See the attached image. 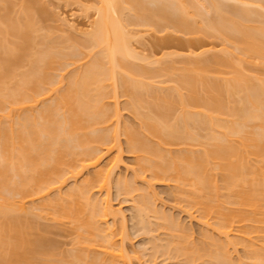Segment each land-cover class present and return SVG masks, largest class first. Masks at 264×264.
Here are the masks:
<instances>
[{"label": "bare ground", "instance_id": "6f19581e", "mask_svg": "<svg viewBox=\"0 0 264 264\" xmlns=\"http://www.w3.org/2000/svg\"><path fill=\"white\" fill-rule=\"evenodd\" d=\"M9 1L0 0V3L5 7ZM153 1L157 3L155 8H150L144 0H99L93 26L88 32L83 33L85 37L78 42L80 47L71 46L77 43L71 42L68 45L65 42L68 50L60 45L62 50L64 47L65 52L60 47L49 46L46 49L42 47L44 50L40 52L36 50L38 53L31 47V44L36 42H32L36 34L32 39L34 33H31H37L39 30L37 29L36 32L37 27H34L37 22L33 23L35 18L33 12L29 10V13L25 10L28 18H31L27 19V16L20 15L22 19L26 17L23 20L27 19L23 22L21 18L18 19L19 17L16 18L12 14L11 16L16 19L11 18L10 10L8 9L7 13L0 4V8L5 11V13L0 12L3 13L0 15V264H31L30 259L33 256L46 259V264L47 262L48 264H131V258L127 255L130 258L127 260L126 257L127 250H124L120 243L118 246L115 243L117 241L112 240L116 237L111 236L113 231L110 230L112 233L106 234L109 232L106 229L107 232L104 234L99 233L101 228H98L97 223L103 222V219L107 221L105 218L108 215L117 216L118 212L112 211L111 204L106 202L107 199L103 202L105 205L97 206L98 204L93 202V199L90 200L91 196H89L91 188H95V185L100 190L109 189L107 186L111 184L110 176L114 172L112 170L121 162L120 153V156L117 153L109 160L111 165L109 164L108 168L107 166L104 167L105 169L102 166L96 168L97 170H94L90 176L94 174V178H90L92 181L89 179L88 182L84 179V182L87 180V184L74 187L65 194L60 191L61 195L55 192L57 196L52 194L54 199L51 198L53 205L47 203L49 201L47 196L52 191L60 189L58 186L64 184L67 178L71 179L77 174L79 176L80 171L86 167L99 166L104 151L110 153L115 149L122 153L119 144L120 134L124 135L126 150L134 156L138 167L130 182L140 180L145 171H148L151 180L156 182H173L172 190L177 197L174 200H177L178 204L183 203L185 205L183 210L187 212L189 208L200 210V222L203 226L206 225L204 228L208 229L211 226L210 228L217 234L215 235V232L210 234L208 232L210 230L204 229L202 236L200 235V242L194 245V242H189L190 235L186 237L188 236L186 232L183 234L181 231H172L174 228L179 229L177 227L181 223L176 222L178 219L174 224L171 222L173 225L160 222L164 230H169L171 239L168 237L164 239L165 246L162 243V246L159 245L160 238L157 239L159 244L156 241L155 243L156 248L158 244L161 246H158V249H163L164 252L167 250L168 253L165 252L168 254L167 258L171 254L178 264H229L230 249L236 250L235 247L240 245L246 258L243 259L245 261L248 259L247 264H264V78H261L264 76L259 74L261 77L259 75L256 77L257 74H251L254 75L251 77L247 71H243L244 67L241 65L244 61L252 63L253 60H259L258 62L264 66V20L254 23L256 20L250 17V13L252 16L256 15L252 13L253 10L249 5L246 8L241 5L239 7L236 3L226 4L222 0H204V3L206 2V5L214 10L211 12V19L207 20L208 29L207 27L203 29L200 25V28L194 26L198 23L190 24L186 18L188 13L194 11L191 9L196 5L193 0L191 3L194 5L189 4L190 0H186L187 6H184V1L182 4L180 0ZM240 1L245 3L248 1L247 4L251 5L250 2L255 0H236L237 3ZM258 1L255 3L257 4ZM189 6L190 12H186V7ZM130 13L136 16L134 20L131 19ZM199 13L201 16L202 12ZM261 18L259 17L260 20ZM137 19H141L142 22H138ZM135 21L138 24L143 22L149 24L152 28L154 25L162 27L159 21H163L167 27L170 25L175 30L185 29L197 34L200 31L204 35L220 36L228 40L229 44L233 43L232 45L240 51L238 53L240 55L237 57L238 60H234L230 55L228 57L227 54H224L227 56L224 58L221 52L223 50L224 53L227 48L222 46L224 49L220 48L221 51L219 49L222 57L218 54L215 55L216 57L212 54L210 59L207 56L196 60L186 57L184 59L186 63L180 68H172L170 63L163 66V62H166L164 60L160 61L162 65L155 66V69L151 66L143 67L145 62L142 67L137 66L126 61L129 56L137 55L130 42L132 33L125 31L126 24L132 25ZM163 22L161 24L164 26ZM80 31L82 33V30ZM9 34L19 41L14 39L17 41L14 42L12 35ZM9 37L12 40H8ZM195 42L198 43V40ZM84 48L88 50L85 51L86 54L83 53ZM228 50L226 52L229 54L231 51ZM191 51L193 53L195 50ZM207 51H204V54ZM199 52L197 57L200 55ZM82 53L86 55L83 56L84 59L88 57V61L85 60L86 63L80 65L76 60L80 61L77 58L82 56ZM171 55H168L169 58ZM234 55L236 57V54ZM147 56H143L146 62H151L148 59L152 57ZM133 58L139 59L138 56ZM187 58L189 61H186ZM24 59L25 63L27 60L28 67L25 66L27 69L22 70ZM73 63V68L68 67ZM166 66L172 70V75L175 74V77H172L174 83L170 82L173 85L170 83V85H161L163 81L159 76H164L163 73L169 74ZM67 67L71 71L69 75L65 72L67 77L64 76V71H60L64 75L57 71L64 69L66 71ZM118 95L125 97L126 106H124L138 119L137 128L134 126L127 128L126 126H130L125 124V128L121 129L120 123L119 126L117 125L120 119L119 106L118 109L115 107ZM109 98L115 100L113 109L106 103ZM36 104L40 107L35 111ZM124 180H115L117 181L115 185L118 187V192H122V196L128 197L136 188L132 187L130 182L125 183ZM154 181H146L150 185H145L149 186L148 191L151 190L150 182L153 184ZM143 191L138 192V198L135 196L137 203L133 205L136 206L134 214L138 216L137 220L143 216L147 219L150 210L155 208L152 207L151 201L155 199L156 194L153 196L152 191ZM13 194H17L19 198L17 196L16 199ZM45 197L48 201L44 199ZM149 197L153 199L150 200ZM35 199L45 200H40L42 203L37 204L38 208H42L41 211L46 208L56 223L65 219L75 226L76 232L73 233L78 237V240L74 241L77 246H74L76 250L71 248L72 252L69 249L67 259L64 252L58 256V252H55L56 254L53 252L56 250L51 251L52 247L49 246L46 248V244L38 238L34 239L33 246L30 245L28 235L25 234L27 231L21 225L17 214L19 212L20 215V211H23L24 202H34ZM181 205H179L180 209H182ZM156 211L159 212L157 209ZM152 212L150 215L154 216V211ZM165 213L163 210L160 214V216L164 215L162 221H172L173 214H170L172 218H167L168 215L165 216ZM154 217L153 220H156V216ZM144 218L138 222V226L142 223L141 230L149 224L147 221L144 227L143 222H146L143 221ZM158 219L156 225L159 223ZM69 221L68 223L71 224ZM152 221L150 219L151 223ZM120 226L123 227V224ZM148 226L150 227V224ZM119 230L123 229L119 228ZM124 232L119 234L123 236ZM96 235H99V238ZM232 235L235 237L233 238ZM254 237L258 239L255 238L256 242ZM230 245L231 248H228ZM158 251L155 250L156 253ZM152 252L153 256L156 255L154 250ZM64 254L65 260L60 257ZM174 258L171 257L170 260ZM174 261L172 260L173 264L176 263ZM241 261L244 262L241 259L239 263H235L242 264Z\"/></svg>", "mask_w": 264, "mask_h": 264}, {"label": "rangeland", "instance_id": "374dc122", "mask_svg": "<svg viewBox=\"0 0 264 264\" xmlns=\"http://www.w3.org/2000/svg\"><path fill=\"white\" fill-rule=\"evenodd\" d=\"M11 1V0H10ZM10 1L9 2H7L6 4H5V7H3L4 5H2L3 3H0L1 4V7L2 8H4V10L8 13L9 11H7L8 9L10 10V17L11 18H13V19H16V18H18V19H20L21 21L24 19V18H26V17H23V19H22V17L21 16H27L26 15V11L25 10H28L27 12H29L30 13V11L31 12H33L32 13V15L34 14V17L35 18H33V23L34 22H37V24L36 25H34V27L36 26L37 28H36V32H37V29H39L38 30V32L40 33H35V32H32L31 34H33L32 35V39H33V37H34V35L36 34V36H35V38L32 40V42L33 41H36V42H33V44H31V47H33V49H35V51L34 52H37L38 50V52H40V51H43L44 49H46L47 47H49V46H53L54 48H55V46L56 47H62V46H64V47H68V46H66V44H64L65 42L66 43H68V45L72 42V43H77V44H75V45H73V44H71V46H76L77 45V47H80V46H78V45H80V44H78V42H80V40L81 39H83L84 37H83V33L85 34L86 32L85 31H87L88 32V30H90L91 28H92V26H93V22H94V20H95V18H96V10H97V6H99V0H12V2L10 3ZM155 1H157V0H155ZM172 1V0H171ZM176 1V0H175ZM178 1V0H177ZM176 1V2H177ZM182 1V4H183V1H184V6H187V5H185V1L186 0H180V2ZM257 0H255V1H249L250 3H251V5L250 4H247L248 3V1L245 3V2H236V0L235 1H233V0H222V2H224V3H229V4H235L236 3V5H241V6H247V5H249V7H251V9L253 10L252 11V13L254 12V15H256V16H252L251 15V13H250V17L253 19V20H256V21H254V23H257V21L259 22H261L262 20H264V11H261V10H264V8H262V6H264V5H262V3H264V2H262V1H264V0H259L258 2H257V4L255 3ZM144 2H145V4L147 3V5H149V7L150 8H152V7H154L155 8V6H157L156 4V2H154L153 0H144ZM150 2H151V4H150ZM173 2V1H172ZM175 2V3H176ZM193 2L196 4L195 5V7H197V9L195 8V7H193V8H191L192 10H196V12H198V10H199V12H202L201 13V16H199L200 15V13L198 12L197 13V15H196V12H194V11H192L191 13H188V15H187V17L186 18H188V22L191 24V22H192V24L194 25V23H198V24H195L194 26H198V28H200V26H201V28H205V27H207L209 24V18L211 19V16L210 15H212V10H214V9H212V7L210 8L209 7V5L207 6L206 5V2L204 3V0H198V2H197V0H193ZM234 2V3H233ZM194 3L192 4L191 3V0L189 1V4H192V5H194ZM197 3H198V5H197ZM203 3V4H202ZM253 3V4H252ZM155 4V5H154ZM177 4V3H176ZM178 4H180L179 2H178ZM261 4V5H260ZM8 5V6H7ZM26 5V6H25ZM146 5V6H147ZM203 5H204V7H203ZM258 5H260V6H258ZM252 6H254V7H259V8H254L255 9V11H254V9H253V7ZM208 7L210 8V9H208ZM240 7V6H239ZM249 7H248V9H249ZM2 8H0V9H2ZM187 9H186V12H188L189 10H190V6L189 7H186ZM244 8V7H243ZM247 8V7H246ZM203 9V10H202ZM211 10V11H208V10ZM3 9L2 10H0V12H3V13H5V11H4ZM22 10V11H21ZM30 10V11H29ZM14 11V12H13ZM24 11V12H23ZM204 11V12H203ZM17 12H19V13H17ZM190 12V11H189ZM214 12V11H213ZM250 12H251V10H250ZM258 12V13H257ZM3 13H0V15L1 14H3ZM205 13H206V15H205ZM215 13V12H214ZM261 13H262V15H261ZM11 14L14 16V17H16V18H14L13 16H11ZM113 15H114V13H112ZM21 15V16H20ZM130 16H131V19L132 20H134L135 18L134 17H136L135 15L133 16V15H131V13L129 14ZM186 15V14H185ZM209 15V16H208ZM29 16H31V15H29ZM193 16H195V17H192ZM257 16H259L260 18H261V20L259 19V17H257ZM61 17V18H60ZM199 17V18H198ZM212 17H214V16H212ZM29 18H31V17H29ZM28 18V16H27V19H29ZM26 19V20H27ZM198 19H200V21L198 20ZM203 19H205V20H203ZM19 20V22H21ZM26 20H23V22H25ZM66 20V21H65ZM72 20V21H71ZM138 20V22H142V21H140L141 19H137ZM191 20V21H190ZM208 20V21H207ZM198 21V22H197ZM201 21H203L204 22V24H202L203 22H201ZM134 22V21H133ZM160 23V25H162V27H160L159 25H152L153 26V28L151 27V25L149 26V24H144V22H143V24L142 23H136V21H135V23H133L132 25L130 24V25H128V24H126V28H125V31L126 30H128V32H130L129 34H131L132 33V35H131V37L130 38H132V40L130 41L131 42V45H132V47L134 48V50H135V52H137L136 54L137 55H135V56H138V58L140 59V58H142L144 55H145V57H148L147 55H149V57L151 56L152 58V60L150 59H148V61H151V62H146V58L145 57H143L142 59H138L137 60V58H133V57H135V56H129V57H131V58H127V60L126 61H129L130 63L132 62V63H134V64H136L137 66L138 65H140L141 67H142V64L144 65L143 67H145V68H150L149 66H151V68H153V69H155V66H161L162 65V62H161V64H160V61H166V62H163V66H165V65H167V64H169V65H172L171 67L172 68H180V67H182L181 65H183L184 66V63H186L185 62V58L186 57H190V58H193V60H196V59H200V58H202V57H204V58H206L205 56H207V58L208 59H210V58H212V54L215 56L216 54H218V55H220L221 57H222V55L224 56V54H227L228 55V57H232V58H234V60L235 59H237L238 60V58L237 57H239V55L240 54H238L240 51L238 50V49H236L234 46L235 45H232V44H229V41L228 40H226V39H222V38H220V36H212V35H209L208 36V34H201V32L199 31L198 32V34H200V35H198L197 34V32H193V31H189L188 32V30H178V29H176L175 30V28L174 27H172V26H170V25H168V27H167V25H166V23L165 22H163V21H159ZM165 23V25L163 26V24H161V23ZM207 22V23H206ZM200 23V24H199ZM71 24H72V26H71ZM74 24V25H73ZM205 24H207V25H205ZM66 25V26H65ZM128 25V26H127ZM200 25V26H199ZM203 25V26H202ZM75 26V27H74ZM170 26V27H169ZM159 27V28H158ZM42 28V29H41ZM82 28V29H81ZM90 28V29H89ZM154 28H156V29H154ZM159 30H158V29ZM174 28V29H173ZM207 29H208V27H207ZM79 32H78V31ZM80 30H82V33H80L81 31ZM175 30V31H174ZM134 32V33H133ZM187 32V33H186ZM195 33V34H193V33ZM136 33V34H135ZM190 33V34H189ZM78 34V35H77ZM9 35H12V34H9ZM8 35V36H9ZM42 35H43V37H42ZM48 35V36H47ZM50 35V36H49ZM66 36V39L69 41H67L66 39H65V36ZM201 35H203V36H201ZM51 36L53 37V38H51ZM62 36V37H61ZM81 36V37H80ZM211 36V37H210ZM11 37V36H10ZM9 37V39L8 40H12L13 39V41L14 42H17V41H15V40H18V39H16V38H13V35H12V39ZM48 37V38H47ZM50 37V38H49ZM64 37V38H63ZM68 37V38H67ZM136 37V38H135ZM199 37H201V38H199ZM210 37V38H209ZM47 40H46V39ZM74 38V39H73ZM15 39V40H14ZM48 39H50V41L48 40ZM201 39V40H200ZM217 39V40H216ZM52 40V41H51ZM77 40V41H76ZM195 40L197 41L198 40V43L197 42H195ZM200 40V41H199ZM226 40V41H225ZM13 41H9V42H13ZM19 41V40H18ZM47 41V42H46ZM132 41H133V43H132ZM188 41V42H187ZM190 41V42H189ZM43 42V43H42ZM184 42H186V43H184ZM38 43V44H37ZM51 43V44H50ZM189 43V44H188ZM223 43V44H222ZM231 43V42H230ZM36 44V45H35ZM39 47H38V46ZM60 45H62V46H60ZM190 45V46H189ZM233 47H232V46ZM193 46V47H192ZM222 46H224V48L226 49L227 48V50L229 49L231 52H229V50H228V52H229V54L226 52V51H224V53H223V50H222V55H221V53L219 52V49L221 48V49H224ZM35 47V48H34ZM39 49H38V48ZM44 49H43V48ZM64 47H63V50H62V48H61V50L63 51V52H65L64 50ZM82 47V46H81ZM230 47V48H229ZM41 48V49H40ZM187 48V49H186ZM232 48V49H231ZM33 49H32V51H33ZM59 49V48H58ZM200 49H202V50H200ZM204 49V50H203ZM208 51H207V50ZM221 49H220V51H221ZM37 50V51H36ZM60 50V49H59ZM67 50H68V48H67ZM66 50V51H67ZM80 50V49H79ZM191 50H195V51H193V53L194 52H196V54L194 53H192V51ZM237 50V51H236ZM30 51H31V48H30ZM85 51H88L87 50V48H84V51H83V53H85ZM198 51H200L199 52V54L201 55V53H203L204 54V51L206 52L207 51V53H205L204 55L202 54V56H198L197 57V54H198ZM203 51V52H202ZM34 52H32V53H34ZM37 52V53H38ZM226 52V53H225ZM29 53V52H28ZM31 53V54H32ZM36 53V54H37ZM82 53V54H83ZM141 53V54H140ZM145 53V54H144ZM35 54V53H34ZM81 54V53H80ZM86 54V53H85ZM154 54V55H153ZM171 55L170 56V58H169V56L168 55ZM173 54H175V55H173ZM186 54H188V55H186ZM232 54V55H231ZM234 54H236V57H235V55ZM163 55V56H162ZM184 55V56H183ZM189 55H191V56H189ZM218 55H216V56H218ZM230 55V56H229ZM28 56H30V54H28ZM78 56V55H77ZM83 56H86V55H82V56H78V58L77 59H79L80 61H78V60H76V62L78 63V64H80V65H82V63H86L88 60H87V58L88 57H85L86 59H84V57ZM167 56V57H166ZM213 56V57H214ZM215 56V57H216ZM219 56V57H220ZM160 57V58H159ZM227 58V56L225 55L224 56V58ZM25 58H27V56L25 57ZM81 58H83L82 59V61L83 62H81ZM153 58H155V59H153ZM163 58V59H162ZM188 58L186 59V61H189L188 60ZM189 58V59H190ZM158 59H162V60H158ZM167 59V60H166ZM172 60V61H169V60ZM176 59V60H175ZM86 60V62H84ZM193 60H191V61H193ZM203 60V59H202ZM205 60V59H204ZM220 60V59H219ZM222 60V59H221ZM252 60V59H251ZM154 61V62H153ZM259 61V60H258ZM257 60L256 61H252V63H249V61H247V62H242L241 63V65L244 67V69H243V67H242V69H243V71L245 72V71H247L248 73H249V75L251 76V74H257L256 75V77H258V75L259 74H261L262 76H264V66H262L261 65V63H259ZM23 62H24V66L22 65V67H23V69L22 70H25V69H27L26 67H28V65L26 66V64H27V60H26V63H25V59L23 60ZM79 62H81V63H79ZM159 62V63H158ZM173 62H174V64H173ZM254 62V63H253ZM258 62V63H257ZM157 63V64H156ZM167 63V64H166ZM172 63V64H171ZM244 63H248V64H244ZM73 65H74V63L70 66H68V67H72L73 68ZM76 65V64H75ZM79 65V66H80ZM84 65V64H83ZM256 65V66H255ZM260 65V66H259ZM26 66V67H25ZM78 66V65H77ZM179 66V67H178ZM252 66H254V67H252ZM66 68V71H65V69L64 70H57V71H59V73H61L60 71H64V73L66 72V73H68L67 75H69L70 73L69 72H71V71H69L68 69L69 68ZM157 67V68H158ZM170 67V68H171ZM72 68L70 69V70H72ZM166 68H167V70L169 71H166V72H168L169 74H166V73H163V74H165L164 76H159V78L163 81V83L162 82H159L161 85H173L172 83H170V82H173L174 83V80H173V78L175 77V74H171L172 72V70L170 69H168L169 68V66H166ZM246 68V69H245ZM258 69V70H257ZM247 72H246V74H247ZM57 73V72H56ZM59 73H57V74H59ZM64 73H61V74H63L64 75ZM66 73H65V75L64 76H66L67 77V75H66ZM174 76V77H173ZM260 76V75H259ZM170 77L172 78V79H170ZM251 77H254V75L253 76H251ZM261 77V76H260ZM65 78V77H64ZM261 78H264V77H261ZM160 79H158V81H161ZM170 80V81H169ZM172 80V81H171ZM155 81H156V79H155ZM165 83V84H164ZM170 83V84H169ZM125 97H123L122 95H118V100H116V103H117V106H115V103H114V101L112 100V98L110 99L109 98V100L112 102V103H114L113 105H111L112 103L109 101V100H106V103H108L107 105H109V108H111V109H113L112 107L113 106H115V107H117V109H118V106H119V109H118V111H120V115H119V117H120V119L117 121V125L119 126V123H120V128L122 129V128H125V126L126 125H129L130 127H128V126H126L127 128H131V126L133 127L134 126V128H137L138 126H139V121H138V119L137 118H135V116L132 114V113H130V111L125 107L126 105V102H124L125 100ZM37 104H40V103H37ZM37 104L35 105L36 106V108H35V111L37 110V108H39L40 107V105H38L37 106ZM125 105V106H124ZM125 107V109H124V107ZM33 107H32V109H34ZM34 111V110H33ZM118 117V118H119ZM135 118V119H134ZM137 119V120H136ZM126 124V125H125ZM137 125V126H136ZM123 126V127H122ZM125 137H124V135L122 136L121 134H120V137H119V141H121V142H119V144L122 146H120V148H122V153L121 152H117V150H115V149H112L111 150V152L109 153L108 151H104V155H103V157L101 158V160H99L100 162L98 163V165L99 166H90V167H86L85 169H83V170H81L80 171V174H79V176H78V174H77V176H75V177H71V179H69V178H67L66 179V181L64 182V184L62 185L61 184V186H58L60 189H58L57 191H52L47 197H48V199H49V201L51 202L52 201V199H54V196L58 193V194H60V193H62V194H65L67 191H70L72 188H74V187H78L79 185L81 186L82 184L83 185H85V184H87L88 182H89V179L90 178H92L93 177V175H92V177H90L91 176V174L92 173H94L93 171L95 170H97L96 168H98L99 169V167L101 168V166H102V168H104V167H106V168H108L109 167V160L112 158V157H115L116 155L115 154H121V156H120V154H119V156H120V159H121V162L119 163V164H116L117 166H114L115 167V169H113L112 171H114L113 172V174H111V176L110 177H112L111 179H110V185L108 184V190H105V188H102L101 190L100 189H97L98 188V186H96L95 185V188L93 187V188H91V191H90V194H89V196H91L90 197V200L91 199H93L92 201L93 202H95V203H97L98 205L97 206H100V204H103V205H105L103 202L106 200V202L107 203H109V205L111 204V208H112V211L114 210V212H118L117 213V216H112L111 215V217L108 215L105 219H107V221L106 220H102L103 222H98L97 223V225H98V228L100 229H103L105 226V228L103 229V230H99L100 232L99 233H101V234H104L105 232H107V230H109V232L108 233H106V234H111L112 232L111 231H113V234H111V236L114 238V236L113 235H115L117 238H118V236L120 235L119 233L120 232H122V231H125L124 233H122V234H124L123 236L122 235H120L119 237L120 238H114V239H112V240H115V241H117V242H115V243H117V245L120 243V245L122 246V247H124V250H127V251H125L127 254H126V257H127V255H128V257H130L131 258V262L130 261H128V262H130L131 264H171L172 263V260L174 261V257L173 256H171V254H169V259L167 258V255L168 254H166V253H168L167 252V250H165V247H164V250H165V252L163 251V249H161L162 250V252H161V250H160V248L158 249V246L159 245H161L162 246V244L165 246V243H163V241H164V239L166 238V239H171L170 238V232H169V230H164L165 228L163 227V226H160V222H164L165 224L166 223H169V224H172L171 222H173V224H174V222L176 221V222H179V224H180V226L182 227V225H183V227L182 228H184V229H182V228H180V226L179 227H177V228H179L178 230L176 229V228H174L173 229V226H171L172 227V231H174V230H176V231H181L182 233L184 232H186L185 234H189L190 235V237H189V235L188 236H186V237H189L188 239L190 240L191 239V241H189V242H191V243H193L194 242V245L196 244L197 245V243L198 242H200V239H201V233H203L205 230L204 229H207V228H204V226H206V225H204L203 226V223H201L200 221H201V218H200V216H199V214L201 215V213H199V211H198V209L196 208V210H190V208L189 209H187L188 210V212L187 211H185V210H183L184 209V207H185V205H183V203H182V205L179 203H177L174 199H177V197H176V195H174V190H172V189H174V184H173V182H170V181H166V182H161V181H154V180H151V178L149 177L150 175L148 174V171L146 172H144V175L147 177H145L144 175V180H143V176L141 177L142 178V180L144 181H142L141 180V178H140V180H138V181H136V182H134L133 180H131V182H130V179H132V178H134V175H135V171H138V169H136V168H138V167H136L137 165L135 164V158H134V156H132V154H130L126 149V146H125ZM121 150V149H120ZM116 152V153H115ZM112 155V156H111ZM115 155V156H114ZM111 156V157H110ZM113 159V158H112ZM108 164V165H107ZM111 165V164H110ZM93 167V168H92ZM95 167V168H94ZM134 168H135V170H134ZM105 169V168H104ZM112 173V172H111ZM133 176V177H132ZM94 178V177H93ZM122 178V179H121ZM125 180H124V179ZM150 178V179H149ZM84 179H87L88 180V182H87V180H86V182H84ZM113 179V180H112ZM117 179H119V180H124L125 181V183L126 182H130L133 186L132 187H134V188H136L133 192H131L129 195H128V197L127 196H125V195H121V193L122 192H118V187H116L117 185H115L116 184V182L117 181H115V180H117ZM127 179H129V181L127 180ZM68 180V181H67ZM127 180V181H126ZM149 182V181H154V183L152 184V182H150V184H151V187H150V189L151 190H149L151 193H153L152 195L153 196H155V194H156V196H155V199H153L152 197H149L150 198V200H152L153 199V201H151L152 203V207L153 206H155V208L153 207V211H154V216H156V220L158 219V217H159V219H158V221L157 222H159L157 225H156V220H153L155 217L153 216V214L152 215H150L151 213H153L152 212V210H150V212L147 214V215H145V216H147V219H146V217L144 218V216L142 217V218H144L145 220H143V221H146V222H143V225H144V227H145V225L146 224H144V223H147V221H148V223L150 224V227H152L151 229H149L150 227L148 226L149 224H147V226L145 227V229L144 228H142V230H141V228H140V226L142 227V223L140 224L139 223V226H138V222H139V220H142V218L140 219V218H138V220L136 219L138 216H136L134 213H136V210H135V207L136 206H133V205H136L135 203H137V199L136 198H138V192H140L141 193V191L142 192H144L143 190H147V191H145V192H149L148 191V189H147V187H149L150 185L146 182ZM83 181V182H82ZM90 181H92V179H90ZM124 181H122V182H124ZM135 184H134V183ZM142 182V183H141ZM146 182V183H145ZM66 183V184H65ZM173 185H172V184ZM129 184V183H128ZM146 184H148L147 186H145ZM76 185V186H75ZM136 185H138L137 187H136ZM172 185V186H171ZM63 186V187H62ZM143 186V187H142ZM57 187V188H58ZM62 187V188H61ZM142 187V188H141ZM146 189H145V188ZM173 187V188H172ZM140 188V189H139ZM144 188V189H143ZM107 189V188H106ZM141 189H143V190H141ZM54 190H56V189H54ZM59 191H60V193H59ZM93 191V192H92ZM171 191H172V193L173 194H171ZM55 192H56V194H55ZM106 192V193H105ZM135 192H137V194L135 193ZM118 193H120V194H118ZM150 193V194H151ZM52 194H54V196L52 195ZM118 194V195H117ZM132 194H134L133 196H132ZM148 194V193H147ZM61 195V194H60ZM149 195V194H148ZM173 195V196H172ZM16 196V197H15ZM17 194H13V197H15L16 199H18L19 198V196H18V198H17ZM57 196V195H56ZM125 196V197H124ZM129 196H132V198L131 197H129ZM135 196H136V198H135ZM134 197V198H133ZM176 197V198H175ZM14 198V199H15ZM52 198V199H51ZM104 198V199H103ZM127 198V199H126ZM157 198V199H156ZM46 201H48L47 200V198L45 197L44 198ZM42 200V199H35L34 200V202H32V201H27L26 203L24 202V208H23V211H20V215H19V212H18V214H17V216H19V218H20V220H21V225H23L24 226V228L26 229H24L25 231H27L25 234H27L28 235V238L27 239H29L30 241L29 242H31V246H33V242L35 241L34 239H36L37 240V238L39 239V240H42L43 242H44V244H46L45 245V247L46 248H49V247H52V249H50L51 251H53V249L54 250H56V251H53L54 253L56 252H58L57 253V255L59 256V255H62V253L64 252L65 254H66V259H67V257H69V256H67V253H69L70 251H71V248L73 249V250H76V246H77V243L76 242H74V241H76V240H78V237H77V235L75 234V233H73V232H76V231H74L76 228H74L75 226H73L72 225V222H70L69 220H63L62 222H58V223H56V221H55V219H53V216L50 214H48V211H46L47 209L46 208H43L44 210L43 211H41L42 210V208H38V206L39 205H37V204H39V202H40V204L42 203L41 201H45V200ZM135 199V200H134ZM41 200V201H40ZM134 200V201H133ZM47 202L49 205L51 204V205H53V202ZM97 201V202H96ZM136 201V202H135ZM156 201V202H155ZM176 204H178V206L176 205ZM28 205V206H27ZM179 205H181L182 207V209H180L179 207ZM184 206V207H183ZM35 207V208H34ZM27 208V209H26ZM28 208H33L32 210H30V209H28ZM98 208H100V207H98ZM119 208V209H118ZM121 211L120 213H119V211ZM121 209V210H120ZM156 209L159 211V212H157L156 211ZM159 209H161V211L159 210ZM164 210V213H165V216H166V214L168 215V217L167 218H169V217H171V216H173V220L172 221H170V220H168V222L167 221H162V220H164L163 218L164 217H162V216H164L163 214H162V216H160V214L161 213H163V210ZM30 210V211H29ZM49 210V209H48ZM51 210V209H50ZM135 211V212H134ZM185 211V212H184ZM198 211V212H197ZM41 212V213H40ZM50 212V211H49ZM51 212H52V210H51ZM155 212H157L158 214H159V216H158V214L157 213H155ZM190 212H191V214H190ZM33 213V214H32ZM35 213V214H34ZM173 214V215H171L170 216V214ZM42 214V215H41ZM123 214V215H122ZM152 216H153V218H152ZM193 216V217H192ZM23 217V218H22ZM37 217V218H36ZM108 217H110V218H108ZM151 217V218H150ZM162 219H161V218ZM167 218L165 217V219L167 220ZM132 219H133V221H132ZM150 219H151V221H152V223L150 222ZM200 219V220H199ZM19 220V221H20ZM101 220V219H100ZM68 221L71 223V224H69L68 223ZM170 221V222H169ZM181 221V222H180ZM24 222V223H23ZM52 222H53V224H52ZM65 224H64V223ZM107 224H106V223ZM115 222V223H114ZM121 222H122V224H123V227L122 226H120V225H122L121 224ZM135 222H137V223H135ZM175 222V223H176ZM63 223V224H62ZM114 223V224H113ZM163 223V224H164ZM26 225V227L29 225L30 226V228H29V226H28V228H26L25 227V225ZM137 224V225H136ZM151 224H152V226H151ZM168 224V225H169ZM172 224V225H173ZM119 225V226H118ZM153 225H154V227L155 228H153ZM176 225V224H175ZM174 225V226H175ZM23 226H22V228H23ZM72 226H73V228H72ZM100 226V227H99ZM157 226H159L160 228H158ZM177 226V225H176ZM175 226V227H176ZM185 226V227H184ZM114 227L116 228V229H114ZM120 229H123V230H119V228ZM122 227V228H121ZM148 227V228H147ZM164 229H163V228ZM203 227V228H202ZM211 226H209L208 227V229H207V231L208 230H210V231H208L210 234H214V232L215 231H213L211 228H210ZM73 229V230H72ZM107 229V230H106ZM146 229H147V231H148V233H147V231H146ZM161 229H163V230H161ZM186 229V230H185ZM78 230V229H77ZM81 230H83V229H81ZM81 230H79V232H81ZM104 230H106V231H104ZM111 230V231H110ZM157 230V231H156ZM160 230V231H159ZM183 230H185V231H183ZM212 230V231H211ZM236 230V229H235ZM140 231V232H139ZM165 233H164V232ZM176 231H174V232H176ZM191 231V232H190ZM234 231V230H233ZM232 231V232H233ZM83 232V231H82ZM142 232V233H141ZM149 232H151V233H149ZM153 232V233H152ZM189 232V233H188ZM213 232V233H212ZM146 233H147V235H146ZM163 233V234H162ZM169 233V234H168ZM183 233V234H184ZM118 234V235H117ZM126 234H127V236H126ZM157 234V235H156ZM165 234H167V236H165ZM233 234V233H232ZM27 235H25V237L27 236ZM160 235V236H159ZM201 235V236H200ZM215 235H217L216 234V232H215ZM44 236V237H43ZM74 236V237H73ZM97 237L99 236V235H96ZM122 236V237H121ZM155 236V237H154ZM157 236V237H156ZM164 236V237H163ZM231 236V235H230ZM45 238V239H43V238ZM76 237V238H75ZM125 237V238H124ZM168 237V238H167ZM232 237H233V235H232ZM231 237V238H232ZM235 237V236H234ZM233 237V238H234ZM99 238V237H98ZM123 238V239H122ZM156 238V239H155ZM160 238V239H159ZM193 238V239H192ZM232 238V239H233ZM255 238L256 237H254V240H255ZM122 239V240H121ZM157 239H159L158 241H159V243H158V241H157ZM162 239V241L160 242V240ZM187 239V240H188ZM198 239H199V241H198ZM257 239V238H256ZM38 240V241H39ZM44 240H46V241H44ZM148 240V241H147ZM150 240V241H149ZM152 240H153V242H152ZM258 240V239H257ZM123 242V244H122V242ZM155 241L159 244H157V248H156V243H155ZM37 242V241H36ZM46 242V243H45ZM49 242H51V243H49ZM54 242V243H53ZM164 242H166V240L164 241ZM255 242H256V240H255ZM48 243V244H47ZM147 243V244H146ZM151 243L153 244V245H151ZM162 243V244H161ZM51 246H50V245ZM56 244V245H55ZM193 245V244H192ZM49 246V247H48ZM53 246H54V248H53ZM73 246V247H72ZM75 246V247H74ZM119 246V245H118ZM152 246H154L153 248H152ZM161 246H159V247H161ZM228 246H229V244H228ZM236 246V245H235ZM239 246V247H238ZM147 247V248H146ZM150 248H151V250H150ZM157 250H159L158 252H161V253H156L155 252V250L156 249ZM228 248H231V245H230V247H228ZM69 249H70V251H69ZM235 249L236 250H233V248H231L230 249V256H232V258L230 259V256H229V260L230 261H232V263H234V264H236L235 262H238L239 263V260H243L244 262H242L241 261V263L242 264H247L248 263V259L245 261V255H244V251H242V247L240 246V245H237V248L235 247ZM49 250V249H48ZM49 250V251H50ZM72 250V251H73ZM154 250V253H156V255H157V257H155L156 255H154L153 256V251ZM50 251V252H51ZM71 251V252H72ZM145 251V252H144ZM148 251V252H147ZM233 251V252H232ZM149 252H150V254H149ZM243 252V253H242ZM55 253V254H56ZM162 253H163V256H162ZM65 254L63 255V256H60V257H65ZM72 254V253H71ZM166 256H165V255ZM244 255V256H243ZM148 256V257H147ZM162 256V257H161ZM165 256V257H164ZM172 258H174V259H172V260H170L171 259V257ZM127 257V260H130V258H128ZM241 257V258H240ZM167 258V259H166ZM243 258H245V259H243ZM40 259H42V260H40ZM64 260H65V258H63ZM152 259V260H151ZM154 259V260H153ZM166 259V260H165ZM238 261H237V260ZM31 260V264H44L46 261V259H44V258H40L39 257V259H38V257L36 258V257H32V259H30ZM44 260V261H43ZM236 260V261H235ZM230 261H228V263L229 264H232V263H230ZM235 261V262H234ZM174 262H176V259H175V261ZM46 264V263H45ZM47 264H48V262H47ZM63 264H65V263H63ZM173 264V263H172ZM174 264H178L177 262L176 263H174Z\"/></svg>", "mask_w": 264, "mask_h": 264}]
</instances>
